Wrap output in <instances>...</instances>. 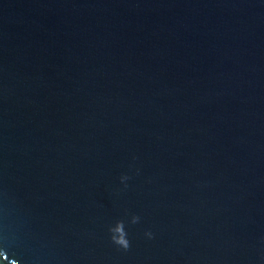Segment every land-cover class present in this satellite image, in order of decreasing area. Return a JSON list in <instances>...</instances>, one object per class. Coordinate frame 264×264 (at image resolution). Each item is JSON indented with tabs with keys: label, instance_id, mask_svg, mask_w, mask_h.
<instances>
[{
	"label": "water",
	"instance_id": "95a60500",
	"mask_svg": "<svg viewBox=\"0 0 264 264\" xmlns=\"http://www.w3.org/2000/svg\"><path fill=\"white\" fill-rule=\"evenodd\" d=\"M0 264H264V0H0Z\"/></svg>",
	"mask_w": 264,
	"mask_h": 264
},
{
	"label": "clouds",
	"instance_id": "9594fccd",
	"mask_svg": "<svg viewBox=\"0 0 264 264\" xmlns=\"http://www.w3.org/2000/svg\"><path fill=\"white\" fill-rule=\"evenodd\" d=\"M119 242L122 243V244H124L125 246H127V243H128V242H127L125 239H123V238H122Z\"/></svg>",
	"mask_w": 264,
	"mask_h": 264
}]
</instances>
